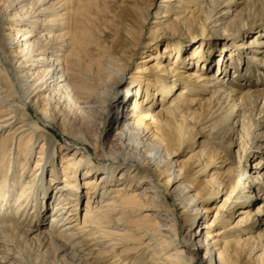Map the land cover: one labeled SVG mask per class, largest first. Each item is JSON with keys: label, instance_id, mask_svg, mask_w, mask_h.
Here are the masks:
<instances>
[{"label": "bare ground", "instance_id": "1", "mask_svg": "<svg viewBox=\"0 0 264 264\" xmlns=\"http://www.w3.org/2000/svg\"><path fill=\"white\" fill-rule=\"evenodd\" d=\"M99 1L0 0V21L8 31L0 46V73L10 87L0 77V263L237 264L234 257L248 249L264 254V231L255 243L251 236L221 241L209 232L224 213L201 203L225 192L231 178L218 181L212 174L196 188L190 168L177 160L183 143L198 131L246 123L243 106L250 103V110L256 101L263 104L249 127L256 149L264 152V70L257 83L262 86L241 92L243 83L226 80L230 68L221 67L224 49L227 56L248 59V67L264 66V4L258 6L264 0H161L158 18L166 19L154 21L164 25L153 29L167 37L173 27L168 36L174 43L156 39L152 50H142L146 55L134 71L130 62L143 43L128 45L133 34L124 26L98 64L85 59V40L104 10ZM197 29L220 37L207 45ZM220 42L227 44L222 50ZM217 50L215 71L204 72L199 61ZM125 79L131 86L121 90ZM206 92L209 97L197 96ZM97 112L107 138L93 140L88 129ZM39 122L60 127L64 142L56 155L55 144L43 141ZM240 178L244 203L257 202L242 213L264 224V159ZM138 198L166 201L169 208L155 212V225L146 224L133 215ZM214 211L207 221L204 214Z\"/></svg>", "mask_w": 264, "mask_h": 264}, {"label": "rangeland", "instance_id": "2", "mask_svg": "<svg viewBox=\"0 0 264 264\" xmlns=\"http://www.w3.org/2000/svg\"><path fill=\"white\" fill-rule=\"evenodd\" d=\"M160 1L161 0H100L98 4L101 8H104V10L100 13V18L92 23V37L85 40L86 43H89L87 46V55L85 59L94 60V62L96 61L95 64H98L97 60L103 59V52L109 49H113V47L111 48L113 40L117 38L116 33H118L119 27L121 26L126 27L128 29V32L133 34V36L127 41L128 45L132 46L133 43H143V46L138 48L136 51L138 56L135 57L132 62H130V71L136 70V65L138 64L137 62L140 58L146 55L145 52V54L142 53V50H152L154 46L152 42L158 43V40L156 39L163 38V43H174V37L168 36L169 32L175 30L172 25V30L166 31L167 37H162L164 31L162 32L160 31V29H153L154 25L156 26V28H160L162 25H164L158 24L154 21H158V19H166L158 18L159 16L157 13L160 11L158 7ZM263 4L264 2L259 1L258 6L260 9ZM241 6L242 5H238L237 8L239 9ZM194 7H192L191 9H193ZM92 11L97 12V9H92ZM234 13L230 14L229 18L233 17ZM174 17H177V15H174ZM169 20H171V18ZM255 21L256 20H252L251 24H255ZM5 22V20L0 21V46H3V41L5 39L3 37V34L8 32L5 28L7 26V23ZM197 30L202 33V42H206L207 45L209 43L215 44V39H217V37H220L217 35V33L211 31L210 29H203V31H200L199 29ZM186 33H191V31H186ZM204 34L206 37H204ZM248 38L249 36H245V39ZM217 45V48H220L221 50L227 46V44H222V42L218 43ZM227 50L229 49H224L222 51L226 55L225 59L227 61L224 63L225 65H221V67H224V69L226 67L230 68L226 73V75L228 76H226L225 79L228 80L231 78H235V80L240 81L241 83H243V87L239 91L245 92L248 87L254 84L256 85L260 81V79L262 78L260 72L261 70H264V66L259 65L257 67L252 65L248 67L247 64L243 62L247 60L248 63H251L248 59L239 56L238 53L233 56H227ZM218 53L219 51L217 50L214 55L207 54L209 57H207V55H204L201 58L202 60L199 61V64L206 65L204 69L207 71L204 72H212L213 70L210 69V67H213L215 71L217 63L216 60L218 61ZM231 57H234L235 60H233ZM192 67L193 69H196V65L194 64H191L189 69H191ZM218 71H220V69H218ZM233 72H236L235 77L232 76ZM3 73L4 72L0 73V77L5 82L6 88L10 89L7 76L5 73ZM222 73L224 72L222 71ZM130 82L131 81L129 79H125L123 83L121 82V85L119 84L118 86L121 90H125L127 86H131ZM133 84L136 83L134 82ZM257 85L262 86L260 84ZM191 95L195 96V94ZM119 96L122 97L121 101L123 99H126L124 98V93L119 94ZM197 96H202L203 98L209 97L210 93H201V95L197 94ZM206 103V99H203V104ZM262 104L263 101H261L260 103L259 101H256V104L250 110L248 109L250 103H247L243 106V111H241V114H247L246 123H244L243 119H241V121L237 122V125L235 126L231 125L229 122V124H227V128H225L223 131L215 130L212 133L198 131L196 134L191 136L190 140H187L185 141V143H183L182 151L179 153V155H177V160L180 161L181 164L185 163L187 168L189 167L191 170L190 175L196 177V188H199V186H204V181L209 180L212 174L216 176V179L218 181L224 176L226 178H231L228 179V186L225 189V192L220 191L217 197H214L207 202L201 203L202 207L212 205L220 207V210H222L224 213L223 219L215 221L212 224V227L209 229V232H211V235H213L214 239L218 238L222 241L230 240L233 238L245 239L246 237L251 236L255 238L253 240V243H255L260 241V233L261 231H264V224H258L255 219L256 216L249 218L242 213V211L245 210L244 208H251L254 210L255 204L257 202H252V204L244 203V201H246L248 198L244 196V194L246 193H243L244 187L241 186L240 180L243 172L246 173L251 171L252 166L255 165V163H258L260 159H264V152H258V148L256 149L255 143L257 142V138L253 136L254 131L251 127H249L250 123L257 121L258 117L256 116V109L260 108ZM26 107L29 108V110H27L29 117H32V115L34 114L32 107L28 105ZM159 107L160 105L158 103L155 104L153 112L155 113L159 109ZM101 117H103V115L101 113L98 114V112L92 117L93 121L95 122V126L89 127L88 131L90 132L89 134L92 136L93 140H98L99 137H102L103 135L104 120H101ZM114 125H116V123ZM228 125H230V128L228 127ZM39 126H42L45 130L43 141L49 139L48 147L52 143L55 144L53 150L55 151L56 155V151L62 149L61 146L64 142V139L60 134V127L44 125L42 122H39ZM1 135L2 134H0V136ZM103 136L106 137L105 135ZM211 155H215L213 162L209 161ZM34 157L33 158L36 160L37 154H35ZM59 165L62 166V163L60 162ZM63 176V174L59 173L58 179H62ZM216 179H214L215 183L218 182ZM230 190L233 193L232 197L229 196ZM196 192L197 191H192V193ZM86 197L87 196L83 193V200L80 206L81 212L84 209V204L86 203L87 199ZM168 208V203H166V201L138 198L136 199V204L133 208V215H135V217H141L146 224L155 225L156 221H159V219L156 218V214L158 213L155 212H158V210H161L162 212V209L167 211ZM209 214L212 215L209 217L205 216ZM214 216L215 211L213 213L209 212L204 214V217H207L206 220L209 222H212ZM169 217L174 218V215ZM173 228H177L176 225L173 226ZM214 233H216V235ZM176 234L179 235L180 232L177 231ZM184 234L185 231H182L181 235ZM234 260L237 264H264V254H262L261 252L254 254L253 251L248 249L246 253L238 256L236 255V257H234Z\"/></svg>", "mask_w": 264, "mask_h": 264}]
</instances>
